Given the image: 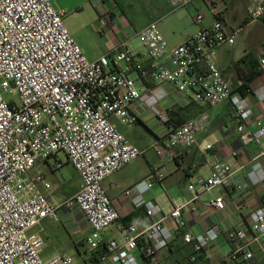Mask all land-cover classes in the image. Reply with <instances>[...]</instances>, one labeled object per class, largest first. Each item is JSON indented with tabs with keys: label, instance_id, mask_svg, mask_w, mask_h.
Masks as SVG:
<instances>
[{
	"label": "built area",
	"instance_id": "2783aa9c",
	"mask_svg": "<svg viewBox=\"0 0 264 264\" xmlns=\"http://www.w3.org/2000/svg\"><path fill=\"white\" fill-rule=\"evenodd\" d=\"M55 1L0 0V264H72V258L60 255L43 259L44 238L29 233L44 219L59 221L62 207L82 212L92 230L87 244L92 250L104 248L91 264H139L137 253L147 264H163L173 238L168 226L179 224L187 212H198L202 196L221 189V195L205 203L221 212L227 206L228 189L243 193L246 182L264 189V147L239 169L225 161L214 162L209 176L196 177L189 184L192 198L174 204L170 211L145 199L167 175L161 168L154 169L149 181H140L124 192L135 194L133 203L144 209L152 223L145 228L127 225L120 240L104 242L101 233L113 227L120 215L103 183L144 153L112 118L134 128L141 120V108L168 127L153 146L157 156L173 159L179 149L196 147L210 118L202 113L172 126L169 111L163 107L168 94L162 85L167 83L198 104L216 107L229 102L241 143L264 141V120L256 118L247 99L232 90L214 59L219 47L236 43L237 33L228 32L217 20L172 47L153 22L136 33L143 53L131 51L122 42L90 60L64 24L67 11L56 8ZM96 1L102 6L106 0ZM207 1L217 9L213 0ZM169 2L177 8L191 0ZM202 20L198 15L197 21ZM248 20H264V0H256ZM106 26L103 17L98 25L100 35ZM260 68L264 69V59ZM131 72L142 81L140 87ZM259 99L264 101V90ZM212 148L205 146L206 151ZM60 155L78 173L81 187L56 205L40 189L51 187L44 168H63ZM53 159L55 164L49 166ZM238 171L244 174L240 181L235 180ZM249 220L250 234L244 229L230 231L228 238L236 246L225 261L252 258L250 244L264 238V204L250 213ZM221 233L218 226H212L201 233H186L184 242L200 253Z\"/></svg>",
	"mask_w": 264,
	"mask_h": 264
},
{
	"label": "crops",
	"instance_id": "0c3cea01",
	"mask_svg": "<svg viewBox=\"0 0 264 264\" xmlns=\"http://www.w3.org/2000/svg\"><path fill=\"white\" fill-rule=\"evenodd\" d=\"M89 1L95 3L96 7H102L96 0ZM124 1L131 2L130 0ZM213 1L217 4V9L214 8V4L211 5L207 0H191L187 6L177 8L172 7L169 0H146L149 11H155L156 15L150 19L148 24L134 33L126 30L115 31L121 23H125L121 14H117L118 9L116 12L109 11V15L100 13L99 20L90 26L92 37L97 41L99 40V44L101 40L103 42L105 40V43H101L104 47L103 51L98 54H86L83 36L75 35L73 37L90 60H97L114 50L122 42H125L131 51L143 53V47L140 49L138 47L141 46H134V40L139 41L136 38V33L153 22L157 23L168 43L175 47L219 20L228 32L237 33V41L234 45L219 47L215 53V62L232 90L247 99L256 118L264 120V101L259 99V94L264 90V69L260 68V60L264 59V43L260 44L257 49L249 47L247 31L244 27L240 28V22L238 24L235 21L240 19V11L245 13V19L248 20V12L256 4V0ZM85 2L87 0H56L54 4L56 8L64 9L68 13V10L81 9ZM218 9L220 10L219 14L217 13L219 12ZM198 15L203 16V20L200 22L197 21ZM103 16L107 18V26L105 33L100 35L98 25ZM119 17L121 21H119ZM130 75L135 79L138 87L143 84L135 73L131 72ZM162 86L168 94L163 107L169 111L172 126H179L202 113L209 116L210 125L206 131L198 136L196 147L179 149L176 157L169 159L157 156L153 147L167 134L168 127H162L151 113L140 108L141 120L134 128H128L122 125L118 119L112 118L116 127L144 153L103 183L107 195L120 215V220L113 227L101 233L104 242L120 240L124 227L127 225L136 224L140 228H145L152 223L153 220L147 217L144 209L133 203L135 194L126 196L124 192L140 181H149L154 169L161 168L167 175L161 183L155 184L152 190L146 193L145 199L155 200L166 211H170L174 204L184 203L192 198L193 194L188 189L189 184L196 177L209 176L214 162L225 161L231 163L235 169H239L241 165L257 156L264 147L263 140L259 144L243 145L241 143L237 131L238 120L229 102L216 107H209L183 98L170 84L166 83ZM140 125L152 129L153 140L148 143L143 141L144 134L139 130ZM207 144L213 145L210 151L205 150ZM153 154L157 159L154 158ZM60 159L64 163L63 168L72 169L73 179L71 181L74 186L68 188L67 181H58L54 185L47 177V181L51 185L50 189H40L48 200L56 205H61L74 195H70L72 192L76 191L77 193L81 187V179L78 173L64 157ZM48 164L51 166L50 162ZM44 170L48 172V176L49 172L52 173L48 168H44ZM243 175L238 171L235 180L240 181ZM221 193V189H215L202 196L198 204V212H187L179 224L168 226L173 238L169 243L163 264H264V238L250 244L249 251L252 253V258L232 262L225 261V258L236 246L228 238L230 231L244 229L248 234L251 233L249 215L264 204V189L253 188L246 182L243 193H237L235 189H228L226 194L227 206L224 211L218 212L211 207H206V202L217 198ZM59 213V221L44 219L38 226L29 231L30 234H37L44 238L45 246L41 252L43 259L50 260L60 255L72 258V264H91L96 261L99 256L97 250H92L86 242L92 230L83 213L78 209L70 210L63 207L60 208ZM212 226H218L222 233L204 251L198 253L193 245L184 242L186 233H201ZM137 257L139 264H147L141 254L137 253Z\"/></svg>",
	"mask_w": 264,
	"mask_h": 264
},
{
	"label": "rangeland",
	"instance_id": "374dc122",
	"mask_svg": "<svg viewBox=\"0 0 264 264\" xmlns=\"http://www.w3.org/2000/svg\"><path fill=\"white\" fill-rule=\"evenodd\" d=\"M131 2H125L124 0H107L102 7H96V4L87 0L85 4L79 10L69 11L64 16L63 21L65 26L69 29L72 36L81 35L83 36V46L86 49V54H98L103 51V45L101 43H105L101 40L99 44V40H95L92 37L90 26L99 20L100 13H110L111 11L116 12L117 9L119 10L117 14H121V18L125 23H121L115 31H135L140 30L144 27L150 19L156 15L155 11H149L148 5H146V0H130ZM110 11V12H109ZM109 15V14H108ZM104 17V16H103ZM109 17V16H108ZM245 13L240 11V19H236L235 21L240 22V28H245L248 34V46L256 48L264 43V20L258 22H249L245 19ZM119 17V21H121ZM107 20V18H105ZM237 24V25H238ZM134 46L138 47L141 46L138 40H134ZM138 48H142L138 47ZM136 76V75H135ZM134 76V77H135ZM161 125V124H160ZM162 126V125H161ZM164 127V126H162ZM139 130L144 134L143 141L148 143L149 141L153 140L152 129L150 127H144L143 125L139 126ZM154 158L157 159L155 157ZM63 158L62 155L59 156ZM51 165L55 164V160L50 161ZM71 179H73V172L72 169L68 167L61 168L56 171L49 172L48 180L54 185L60 182L67 181V187L71 188L74 186ZM76 191L72 192L70 195L75 194ZM69 195V196H70Z\"/></svg>",
	"mask_w": 264,
	"mask_h": 264
},
{
	"label": "trees",
	"instance_id": "16d2710c",
	"mask_svg": "<svg viewBox=\"0 0 264 264\" xmlns=\"http://www.w3.org/2000/svg\"><path fill=\"white\" fill-rule=\"evenodd\" d=\"M103 251H104V248L101 247V248L99 249V251H97L98 255L100 256V254L103 253ZM99 256H98V258H99ZM96 260H97V259H96Z\"/></svg>",
	"mask_w": 264,
	"mask_h": 264
}]
</instances>
